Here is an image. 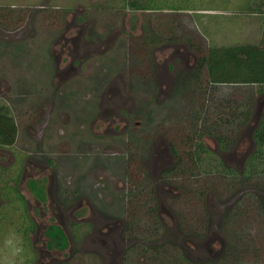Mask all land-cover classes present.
I'll return each mask as SVG.
<instances>
[{"label": "rangeland", "instance_id": "374dc122", "mask_svg": "<svg viewBox=\"0 0 264 264\" xmlns=\"http://www.w3.org/2000/svg\"><path fill=\"white\" fill-rule=\"evenodd\" d=\"M261 1L194 0L214 11L179 19L185 30L204 37L205 48L258 43L263 14L242 9ZM4 6L25 18L6 17L15 20L13 28L0 30V102L10 107L19 125L16 147L0 149V164L14 163L13 153L24 159L20 191L39 225L31 236L41 256L38 264H104L95 251L100 244L104 250L115 245L113 252L106 251L115 254L106 264H168L179 251L195 264H223L227 226L236 229L238 238L264 239V213L247 208L240 220L229 218L248 193L264 201V189L244 185L231 193L220 188L217 194L205 190V181L183 187L173 174L166 177L179 158L169 139L182 147L195 129L196 112L209 114L214 101L234 89L219 86L214 100L187 80L198 58L184 41L164 42L149 52L147 39L163 28L165 17L122 11L121 0H0V9ZM48 7L64 15L58 24L44 19ZM109 91L121 95L112 101ZM255 102L259 120L264 98ZM108 109L117 110L105 118ZM113 119L120 126L112 128ZM252 130L247 127L226 152L212 136L203 141L227 166L241 169ZM63 203L67 207L60 209ZM88 217L103 222V231L112 229V236L101 243L94 236L99 226L77 243L70 223ZM59 223L69 242L62 252L48 247V227ZM11 246L0 243V250L9 255ZM154 248H164V255L170 251L164 263ZM243 262L264 264V258L238 264Z\"/></svg>", "mask_w": 264, "mask_h": 264}, {"label": "trees", "instance_id": "16d2710c", "mask_svg": "<svg viewBox=\"0 0 264 264\" xmlns=\"http://www.w3.org/2000/svg\"><path fill=\"white\" fill-rule=\"evenodd\" d=\"M201 5L202 2L197 6L194 0H121L119 7L125 12H150L165 17V27L157 28L155 34L152 33L147 39L149 52L164 42L184 41L198 58L197 69L186 74L187 80L197 82L200 90L206 92L207 96L209 94L211 99L215 100V91L219 86H229L234 89L233 93L224 94L223 98L214 101L215 104L206 97V100H209L207 103L213 104L212 110L209 114L203 111L202 115L196 112L193 126L195 129L188 132L185 140H182V147H179V143L174 144L177 141L172 142L164 133L171 142L173 150L179 155L177 164L167 171L166 177L171 179L173 174L172 178L183 187L194 185L196 180L205 181L209 186L205 190L215 193L220 188H225L226 192L231 193L244 185L254 189H264V114L261 119L255 120L254 111L257 98H264V30L258 43L209 45L205 48L201 39L203 36L193 35L185 30L179 19L180 16H191V14H194L193 17L198 16L201 11H214L207 10ZM255 5L256 7H253L249 3L242 10L252 14L262 13L264 21V0L256 2ZM48 8L44 11V19L50 21V24L54 19L55 24H58L64 15L51 7ZM100 8L109 9L108 6ZM11 16H21L22 21L25 18L23 12L15 10L12 6L7 8L4 6L0 9V29L5 31L13 28L15 20L6 19ZM63 25L64 23L60 26ZM243 87L247 89L244 90ZM239 99L244 102L238 103ZM249 126L253 129L251 136L246 138L250 150L241 169L227 166L219 154L208 148L203 141V137L212 136L226 152ZM18 135L19 125L10 107L0 104V147H13ZM208 179L219 185L208 183ZM20 182L21 167L18 164L8 167L0 165V243L4 247L5 244L13 246L9 255L6 254L7 250H0V264H34L36 260L31 236L36 233L37 225L30 216L26 198L20 191ZM247 208L254 209L260 215L264 213V201L248 193L236 209H233L232 217L229 218L237 220L238 217L240 220L247 213ZM260 228L263 230V227ZM227 229L226 257L223 258V264H238L245 258L248 260L264 258V248L261 247V244L264 246V239L260 236L256 239L245 236V239L243 236L238 238L234 232L235 228L227 226ZM7 237H12L10 242ZM17 248H22L23 251L17 253ZM163 250L164 248L153 250L155 257L160 258L162 263L170 253L169 251L164 255ZM25 252L27 255L24 254ZM5 254L8 256L5 257ZM167 263L195 264L181 251L177 255L169 256Z\"/></svg>", "mask_w": 264, "mask_h": 264}, {"label": "flooded vegetation", "instance_id": "af4514ba", "mask_svg": "<svg viewBox=\"0 0 264 264\" xmlns=\"http://www.w3.org/2000/svg\"><path fill=\"white\" fill-rule=\"evenodd\" d=\"M0 30H2V29H0ZM64 31V30H63ZM66 33V32H65ZM62 39H65V37H61V40ZM58 44V43H57ZM13 54V53H12ZM74 55V54H73ZM109 93H111L112 95H113V99H112V101H116L117 99V96H120L121 94H119L118 92L117 93H115V92H112V91H109ZM119 101V100H118ZM0 104H4V105H6L5 103H2V102H0ZM112 109H108V110H106V111H104V117L105 118H107V117H112L115 113H116V110H112ZM87 111V110H86ZM115 111V113L113 114V112ZM15 117V116H14ZM124 117V120H125V116H123ZM126 121H127V118H126ZM119 123V121H117L116 119H113L112 120V122L110 123V126L112 127V128H115L117 125L118 126H120V124H118ZM120 123H124V121H122L121 120V122ZM130 123V122H129ZM137 125H139V123H136ZM117 126V127H118ZM138 127V126H137ZM123 129V128H122ZM114 132V131H113ZM121 132H119V134H120ZM16 147V143L14 144V146L13 147H11V148H15ZM0 149H6V148H1L0 147ZM10 149V148H9ZM13 153V152H12ZM14 154V163H12V164H10L9 166H12V165H15V164H18L20 167H21V181H22V175H23V173H24V159H22L21 157H19L18 156V153H13ZM26 156H25V154H24V158H25ZM159 157L161 158V155L159 154ZM158 157V158H159ZM152 158H153V156H152ZM1 165V164H0ZM21 183V182H20ZM21 186V185H20ZM151 192H152V190H151ZM26 202H27V200H26ZM66 202V201H65ZM28 205V204H27ZM61 207L64 209V208H66L67 207V205H65V203H63V205L62 206H60V209H61ZM28 209H29V206H28ZM30 213V212H29ZM31 216V215H30ZM32 217V216H31ZM33 218V217H32ZM62 219V218H61ZM33 220L36 222V220L33 218ZM82 220H85V221H81V222H77V221H79V220H77V221H72V223H70V227H71V234H72V236L74 237V239L76 240V242L77 243H82V241H84L85 240V236L87 235L86 233L87 232H89L90 230L91 231H97L98 230V227L100 226V234H98V233H96V235H94L95 237H96V239H99V240H101V243H103V240H105V239H109L111 236H112V234H111V231H112V229H110V228H108L106 231H103L102 229H101V225H104L103 224V222L102 223H99V225H98V223L97 222H95V220H94V222H92V218L90 219V217H88V219L86 220V219H82ZM36 225H37V231H36V233H35V235L36 234H38V231H39V225L37 224V222H36ZM49 229H48V231H47V235H48V238L50 239L49 240V244H48V247L50 248V249H59L61 252L62 251H66L67 250V248H68V246H69V242H68V237H67V234H66V232L64 231V228L60 225V223L57 225V224H51L50 225V227H48ZM90 231V232H91ZM110 234V235H109ZM34 235V234H33ZM83 238H84V240H83ZM92 239V238H91ZM95 239V238H94ZM61 244V246H60V244ZM102 246H104V244H100V249L99 248H96V253H98L100 256H102V261L104 262V264H106L107 263V259H112L114 256H115V254H111V253H106V251H114V248H115V245H112V247L110 248V249H108V250H104V249H102L101 247ZM33 248H34V245H33ZM131 249V247H129L127 250L125 249L124 251H123V256H122V258L126 255V253L129 251ZM34 251L36 252V260H35V263L34 264H38L39 263V261H40V259H41V256H40V254L35 250V248H34ZM111 257V258H110ZM108 260V261H109Z\"/></svg>", "mask_w": 264, "mask_h": 264}, {"label": "clouds", "instance_id": "9594fccd", "mask_svg": "<svg viewBox=\"0 0 264 264\" xmlns=\"http://www.w3.org/2000/svg\"><path fill=\"white\" fill-rule=\"evenodd\" d=\"M22 251H23L22 248H17V253H20V252H22Z\"/></svg>", "mask_w": 264, "mask_h": 264}]
</instances>
